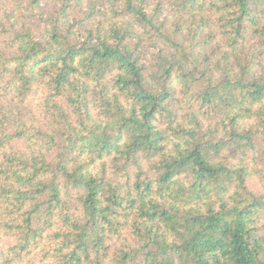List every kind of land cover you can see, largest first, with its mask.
<instances>
[{
	"label": "trees",
	"instance_id": "trees-1",
	"mask_svg": "<svg viewBox=\"0 0 264 264\" xmlns=\"http://www.w3.org/2000/svg\"><path fill=\"white\" fill-rule=\"evenodd\" d=\"M0 264H264V0H0Z\"/></svg>",
	"mask_w": 264,
	"mask_h": 264
}]
</instances>
